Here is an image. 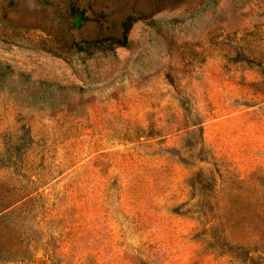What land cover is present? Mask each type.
<instances>
[{
	"label": "rangeland",
	"instance_id": "obj_1",
	"mask_svg": "<svg viewBox=\"0 0 264 264\" xmlns=\"http://www.w3.org/2000/svg\"><path fill=\"white\" fill-rule=\"evenodd\" d=\"M0 72V264H264V0H0Z\"/></svg>",
	"mask_w": 264,
	"mask_h": 264
},
{
	"label": "trees",
	"instance_id": "obj_2",
	"mask_svg": "<svg viewBox=\"0 0 264 264\" xmlns=\"http://www.w3.org/2000/svg\"><path fill=\"white\" fill-rule=\"evenodd\" d=\"M133 22V18L128 17L124 22H123V26L126 27L128 25H130ZM88 47H92V48H98L99 46L96 45V40L90 41L88 42ZM1 74H3L2 72H0Z\"/></svg>",
	"mask_w": 264,
	"mask_h": 264
}]
</instances>
